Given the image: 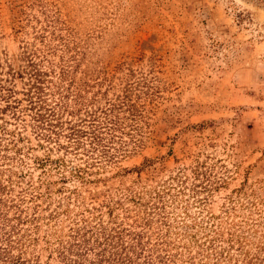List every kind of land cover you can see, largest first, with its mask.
I'll return each instance as SVG.
<instances>
[{
  "label": "rangeland",
  "instance_id": "1",
  "mask_svg": "<svg viewBox=\"0 0 264 264\" xmlns=\"http://www.w3.org/2000/svg\"><path fill=\"white\" fill-rule=\"evenodd\" d=\"M0 227L30 264H264V0H0Z\"/></svg>",
  "mask_w": 264,
  "mask_h": 264
},
{
  "label": "trees",
  "instance_id": "2",
  "mask_svg": "<svg viewBox=\"0 0 264 264\" xmlns=\"http://www.w3.org/2000/svg\"><path fill=\"white\" fill-rule=\"evenodd\" d=\"M36 117L38 118L37 121L39 122L41 119H43L42 114L36 115ZM69 131L70 132H68V134L65 136L67 138V143L65 145L58 144L59 148H78L84 145V141L88 138L90 139V142L88 143L89 145L92 143L96 145V137L95 135L92 136L94 133L73 127L70 128ZM55 136L58 137L60 135L57 134ZM5 222L7 223V220H5ZM2 224L4 225L5 223ZM3 230L4 229H1L0 227V264H30L21 258V253H13L15 248H18V241H14L9 232L5 231L2 233ZM95 235V244L89 245V243H87V247H84L93 256L90 259H85L87 261L86 264H136L135 261L137 258H139V256L134 254V247H136L138 244L132 245L129 250L122 248V251L125 252L124 255H122V252H118L117 250L110 252L109 255H106V249H100V245H116L117 243L113 241L114 236L109 234L106 235L104 232H98ZM100 239H102L103 243L99 242ZM80 245L81 244H76L77 251L79 250V247H81ZM64 249H66V251L62 250L57 258L59 264H83L77 251L73 249L71 250L69 248ZM129 253L131 255H128ZM142 264H153V262L151 258H147Z\"/></svg>",
  "mask_w": 264,
  "mask_h": 264
}]
</instances>
